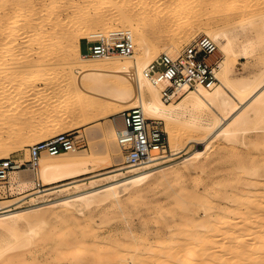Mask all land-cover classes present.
<instances>
[{"label": "rangeland", "instance_id": "1", "mask_svg": "<svg viewBox=\"0 0 264 264\" xmlns=\"http://www.w3.org/2000/svg\"><path fill=\"white\" fill-rule=\"evenodd\" d=\"M215 1L209 0L208 2L209 4H214L213 8L216 9V12L214 11L213 16H217L210 26L217 29L224 27L220 20L221 16H218L220 11L219 13L217 11L224 9L223 7L235 8L241 0H231V2L230 0H225L223 5L220 1L217 3ZM112 2L118 5L119 8H114L113 4H111ZM98 4V6L102 5ZM110 4L111 7L109 6ZM139 4V0L110 1L103 8L104 12L102 11L103 9H100L103 13L99 10L101 14L105 15V12L108 14V16L107 14L105 15L106 18L104 20H92L83 25L86 26V29H88V26L90 27L87 30L89 32L85 31V34L87 32V35H89L86 36L80 33V36H78L79 44L82 39H94L96 36L105 34V32L107 33L115 28L127 30L132 36V28L125 23H121L122 20H125L124 16L127 14L133 22L143 25L147 36L146 44H153L158 49L157 53L153 55L154 59L159 53L170 48L169 43H171V38L168 34L167 25L149 24L148 15L144 16L145 12L140 9L141 6ZM171 4L179 7L182 6L183 0H171ZM209 4L202 10L205 14L202 16V19L198 21L194 20V24L185 30L186 35L178 40L176 49H180L196 36L201 35L197 34L199 30L210 27L204 20ZM156 8L157 5H152V12ZM85 10L91 13L92 11L94 12L92 8L87 7L81 0H0V94L2 95L0 101V135L3 139L6 137L8 139V136L13 138L9 140L8 143L10 144L6 143V147L0 148V153L6 152L8 157L19 159L24 163L20 167L24 168L25 171L23 173H29L28 175L31 176L33 172L26 168L27 161L29 160L28 146L59 132L74 130L80 137L81 147L77 151L67 152V154L81 155L82 153L83 155V152L84 154L94 152L95 157L99 161L96 166H93L94 168L91 167V171L88 173L51 184H46L40 180L39 171H37L38 176L36 177L42 183V186L34 189H25L22 183H13L8 178L9 193L0 195V204H7L12 210L46 206L47 204L55 203V201H60L67 196L102 187L111 182L112 178L110 179V176L113 174L116 175L114 179H122L124 176L131 174V172L141 169V167H127L116 170L115 168L118 166L124 165L121 162L123 159L122 151L118 147L112 150L106 137V130L110 125L116 124L118 128L121 127V112L128 109L127 103H118L116 105V112L101 118L99 114L102 112L106 101L92 100L79 88L73 87L75 82L81 83L82 80L78 78V74L71 68L72 58L75 60H80V58L84 60L96 59V57L82 56V53L87 50V43L85 41L82 44V51L79 48L77 56L67 53L68 44L73 40L72 37H74V35L70 34V30L76 28L78 24L83 23L79 18ZM99 11L97 12L99 13ZM259 15L254 16L255 18L253 17L252 19H249L250 16H237L226 26L231 29L229 31L230 35H234L239 30L241 31V36L237 35V38L241 41L238 42L236 40L233 47L234 54L230 59L233 69L229 77L242 84L247 83V81L250 82L253 79L254 82L252 81V83L254 85L257 84L258 79H261L258 86L264 84V13ZM161 26H164V29ZM161 30L164 33L167 32L166 34L169 37L164 35ZM165 30L167 31L165 32ZM246 31L247 34H252L251 37L250 35L244 36ZM256 34L258 35L256 36ZM249 38L251 40H248ZM132 40L134 43L133 52L139 53L140 47L133 36ZM247 41L250 42L248 43ZM243 45H248L250 48L245 52L242 50ZM216 55L220 62L224 59V53L219 47ZM116 56L119 55L108 57L114 58ZM260 81H263V83L261 82L262 84H260ZM85 84L87 85L88 83ZM253 84L249 87L251 90H253ZM252 93L253 91L248 96ZM234 100L240 104L237 97ZM170 102L175 103L177 100ZM94 106H98L96 111L92 112L88 116V119L86 118L87 120L84 121V111L88 107ZM145 116L154 119L147 115ZM156 120L160 122L161 128L167 138L166 152L164 153V157L154 160V162H158L154 168L160 171L155 172L152 176L153 178L147 179L141 189L137 190L136 188L138 187H132L121 191L119 193V204L96 199L81 210L74 204L70 205L66 210L61 209L59 205H54L51 208L52 211L50 210L45 213L44 220L34 217L38 213H44L47 210L45 209L46 207L33 209L30 213L34 216L29 217L32 221L31 224L22 221L17 231L19 236L24 234L25 237H31L28 245H24V248L21 246L18 249L17 247L13 248V250L8 249L9 251H5L3 253L4 256H1L2 261L0 259V262L7 264H15L16 262V264H95L96 262L98 264V257L104 256L100 251L103 250L104 246L107 249L109 247L108 244L110 246L121 245V242L122 244H128L134 242V238L135 240H140L141 238L144 242L147 239L148 243L151 241L158 244L160 240L164 243L167 229L187 228L194 224V222L191 223L192 220L189 219L190 221H188L186 218L189 212L193 213L194 218L198 222H202V219L205 217L204 214L207 212L214 217L217 215L218 217H216L219 218L228 209L235 212L234 210L236 209L232 207L231 209L228 206L234 205L233 199L235 197L243 198V195H247L248 192L249 195L252 193L250 195L251 198L256 197V202H260H257L258 204L255 202L257 206L264 205V183H262L264 182V172L262 171L264 170V113L262 114V120H256L257 127L248 129L249 132L247 130V132H239L230 140L224 139L222 135L214 137L209 144L210 148L206 156L207 159L202 162L195 160L193 163L182 162L181 158L187 154L188 156L189 154L192 155L203 147V143L189 142L191 140L189 136L195 135V132L185 122H174L173 126L177 132L176 145L179 152L175 155H170L169 136L166 132L167 126L163 120ZM96 121H99V124L93 126ZM255 140L257 141L256 143H254ZM115 142L116 140H113L114 146H116ZM195 148L198 149L195 150ZM42 157L46 160L53 158L52 155L47 154H43ZM113 159L116 161L112 162ZM146 163H142L140 166ZM201 165H205V167L202 168ZM197 174H200L202 181L192 183L191 178ZM33 178L35 179L34 174ZM250 181L252 185L248 184ZM232 182H235L236 185ZM257 183L261 185L257 186ZM49 186H52V189L54 188L53 192L42 194L47 190L44 188ZM210 187L213 188L210 190ZM241 190L244 191L242 192ZM32 191L34 193L24 196V194ZM189 192L190 194L188 195L191 200L187 195ZM255 192H259V196ZM195 195H199L200 197L196 198ZM221 198L222 201L219 200ZM236 211L238 212V209ZM181 214L183 215L181 216ZM55 215L57 216L55 217ZM181 217L183 220L180 219ZM74 224L75 226H73ZM211 224H207L206 227L210 228ZM67 225L70 226L71 233L74 231L73 237L69 235L70 230ZM78 229L84 230L82 234ZM154 229H156V232ZM28 231L29 233H27ZM47 232L48 234L46 235H50V237L45 235ZM86 232L90 235H86L85 237ZM57 233L65 237V234H67L68 237H62V235L60 237ZM82 235H84V239ZM154 235L159 236L156 237ZM46 237L48 240H46ZM155 237L159 238V240ZM70 238L74 240L70 241ZM12 239V236L0 232V244L3 241H10ZM62 239H65V242L69 241L71 243H69L71 245H69L70 248L74 246L71 248L73 254H71L70 248L67 247L68 245H63L65 242L60 243ZM80 241H82L84 247L81 246ZM43 242L45 243L43 244ZM78 242H80V247L78 246ZM55 243H57L55 247L56 251L52 250ZM85 245L87 247L90 245L91 248L97 249V251L94 252V250L90 247L87 248ZM29 246H31V252ZM75 248H77L81 257L78 256V253V255L74 253ZM66 249L70 253L66 252L67 257L65 256ZM90 250L95 253L91 256L95 257H93V260L90 258L88 261V255L90 257V254H86L88 253L87 251L90 253ZM61 252L64 254L62 255ZM97 252L98 254H96ZM99 254L100 256H97ZM13 255L17 256V258L15 257L16 260H13ZM6 256L8 257L6 258ZM71 256H74V259ZM77 256L78 258L76 259L75 257ZM20 257L23 260H19ZM86 257L85 263L82 260Z\"/></svg>", "mask_w": 264, "mask_h": 264}, {"label": "bare ground", "instance_id": "2", "mask_svg": "<svg viewBox=\"0 0 264 264\" xmlns=\"http://www.w3.org/2000/svg\"><path fill=\"white\" fill-rule=\"evenodd\" d=\"M81 1H83L84 4L87 5V7H90V9L92 8L94 12L92 11L91 13L90 11L85 10V12L82 15H80L79 18L83 23L80 25L78 24L76 28H72L70 30V34L74 35V37H72L73 40H71L70 43L68 44L67 53L68 54L71 53L72 56H77L79 53L78 36H80V33L84 35L85 31L90 29L89 26L88 29H86L85 28L86 26L83 25L85 23L86 24L89 23L92 20L95 21L104 20L106 18L105 15L107 13L105 12L104 15L101 14V12L102 11L104 12L105 10L103 8L106 7L108 3L113 0H81ZM208 1L209 0H193V1L183 0L182 6L178 7L171 4V0H139L140 3L139 5L141 6L140 9L144 10L145 12L144 16L148 15L149 24H154V25L159 24L165 26L167 25L168 34L171 38V39L169 38L171 43H169L170 48L162 52L174 53L175 51H177L176 45L178 40L182 36L186 35L185 30L190 28L194 24L193 22L194 20L198 21L202 19V16L205 15L202 12V10L204 9V7H206L209 4ZM219 1L223 5L225 0H216L215 2L217 3ZM98 3L102 5L98 6L99 5ZM240 3L235 8L230 9L227 7H223L224 9L217 11L218 13L219 11L221 13V14L219 13L218 16L219 17L221 16L220 20L222 21V24L224 26L222 28L220 27L217 29L210 26L217 17V16L216 17L213 16L214 11L216 9L213 8L214 4L210 3L206 13L207 15L204 17L206 24H208L210 27L201 29L197 33L198 35L203 33L213 38L214 41L217 43L219 49L224 53V59L221 62H219V67L216 71V76L218 80L212 88L198 87L197 89L188 90L184 92L181 96H179V98L176 99L177 102L175 103L163 101L161 99L159 92L160 87L150 83V81L144 76V69L146 68L148 63L153 60V55L157 53L158 49L155 48L153 44L152 45L146 44L147 36L143 25L133 22V20H131L127 14L124 16L125 20H122L121 23H125L132 28L131 29L132 36L139 45L140 52L138 53L135 51L129 55L121 56V57H119L120 56L119 55L114 58L108 56L96 57V59L91 58L89 60H84L82 58H80V60H75L74 58H72L73 60L71 61V68L78 74V78L82 80L81 83H78V81L77 83L75 82L73 87L79 88L83 93L87 95L88 98L92 100L96 99V100L106 101L102 112L99 114L101 118L116 112L117 110L116 105H118V103L120 102H124L127 103L128 109L131 107H139L143 111L144 115H147L154 119L163 120L167 126L166 132L168 133L169 136L168 138L170 142V150H169L170 155H175L179 152V149L176 145L177 132L174 129L173 123L185 122L188 125V127L195 132V135L189 136L191 139L189 140V142L203 143V147L199 151L198 150L195 151L192 155L189 154L188 156L187 154L183 156L181 158V161L182 162L186 161L189 163H193L195 162V160H199L200 162L205 161L207 159L206 156L210 148L209 144L214 137H216L217 135H222L224 139L230 140L233 138V136L235 137V135L239 132L243 133L246 130L248 131V129L256 128L257 121L260 119L262 120V114L264 113V84H262L263 81H260V84L262 85L258 86L259 80L261 79H258V82H256L257 84L254 85L252 83L254 79L250 82L247 81V83L245 82L242 84L229 77V74L232 72L233 69V65L230 62L231 56L234 54L233 47L236 40L238 42L241 41L237 38V35L241 36V31L239 30L234 35H230L229 31L231 29L227 28L226 26H228L230 22L233 21V19H235L237 16L245 15V17L250 16L249 19L250 18L252 19L254 16L255 17L256 15L260 16L259 14L264 13V0H241ZM111 4H113L114 8L117 9L119 8L118 5H115L114 2H112ZM111 4L109 5L110 7ZM152 5H157V8L155 9L154 12H152ZM100 9L103 10L101 11ZM97 11H99L100 14ZM161 27L163 28L164 26ZM166 31L167 30H165V32ZM247 31L244 34V36L250 35L251 37L252 34L250 33L247 34ZM87 32L85 34L86 36L89 35V34L87 35ZM162 33L168 36L166 34L167 32L164 33L162 31ZM256 33L258 32L256 31ZM257 35L258 34H256V36ZM248 40L251 39L249 38ZM249 48L250 47L248 45L242 46V50L245 52ZM85 83H88L89 85L88 84L86 85ZM251 84H253L252 87L253 90L249 88ZM248 89L251 90V91L249 90L250 92L253 91V93L250 96H248V94H250ZM233 96H235L234 98L236 97L238 98V102L240 104L235 102ZM1 99H2V95L0 94V101ZM97 107L98 106L88 107L84 111L85 115L83 116L84 117L83 120L84 121L87 120L88 116L92 112H95ZM98 124L99 121H96L93 124V126H96ZM121 127H122V120H121ZM118 129L119 128L117 127L116 124H112L106 130V137L112 150L115 149V147H118V149H120L117 142H115L116 146H114L115 144H113V140H116L115 136L118 133ZM8 137H9L8 139L7 137L3 139L2 136L0 135V148L6 147L5 146L6 143L10 144L8 142L13 138H11L10 136ZM257 141L255 140L254 143H256ZM196 149L198 148H195V150ZM68 152H75V151H68ZM71 155L72 154H67V152H62L59 154L52 155L53 158L51 160H46L41 156L37 168L31 167L27 163L26 168L33 172L32 174L30 172L32 177L28 175L29 173L28 174L23 173V171H25L24 168L16 167L9 169L6 173L5 180L0 184V195H3L4 193H9V186L7 185L8 178L13 183L14 182L22 183L25 189L27 188L34 189L37 187V183L39 182V180L36 177L38 176L37 171H39L40 180H42L46 184H51L88 173L91 171V167L96 166L99 163L97 157H95L94 152L93 153L87 152L85 154L83 152V155L82 153L81 155L80 154L77 155L74 154L72 156ZM7 157L8 154H6V152L0 153V159ZM154 160L155 159L153 158L149 159L148 161H146L147 162L146 164L140 166L141 169L131 172V174L124 176V178L122 179H114L116 175L113 174L110 176V179L112 178L111 182H109L108 184L102 187L94 188L91 190L77 193L75 195L67 196L61 200L59 199L60 201H55V203H51V204L46 203L47 204L46 206L43 205L42 207H34V208L31 207L26 209L12 210L9 205L0 204V232L6 233L9 236L13 237L12 240L3 241V243L0 244V259L2 258L1 256L3 255V253L8 249L13 250V248L15 249L16 247L18 249L21 248V246L24 248L25 247L24 245L26 244L28 245L29 241L31 240V237L29 236L30 237L29 239V237L28 236L25 237L24 234H23L24 236L23 235L19 236V234H17V231L22 221H26L28 224H31L32 221L29 217L34 216L30 213L31 211H33V209L35 208L41 209L43 207L44 208L46 207L45 209L47 210H45L44 213L43 212L38 213L34 217V218H39L40 220H44L45 213L50 211L54 205H59L61 209L66 210L70 205L74 204L78 209L81 210L82 208L88 206L91 202L95 201L96 199L99 201L107 200L110 201L111 203L119 204L120 201L119 193L121 191L123 190L125 191L126 189L132 187H138L136 188L137 190L141 189L143 187V184L146 183L147 179L152 177L155 172L160 171L159 169L154 168V166L158 164V162H154ZM114 161L116 160L113 159L112 162ZM127 167L128 166L126 165H121L115 169L121 170ZM201 167L203 168L205 167V165H201ZM262 171L264 172V170ZM33 174L35 179L33 178ZM191 179H192V183H199L202 181L200 174L193 176ZM235 182L232 183L235 184ZM248 184L252 185L251 181ZM258 185L261 184L257 183V186ZM212 188L213 187H210V190ZM44 189L47 190L42 194L51 193L53 192L54 188L52 189V186H49ZM31 193H34V191L24 194V196L30 195ZM256 193L257 192H255V194ZM188 194H190V192L187 193V195ZM250 195L248 192L247 195L245 196L243 195V198L235 197L233 199L234 200L233 202H235L234 205L228 207L230 208L232 207L233 209L236 210L238 209V212L236 210H234L235 212H233L232 210L228 209L219 218H217L218 217L217 215H215L214 217L211 214H208L207 212L204 214L205 217L202 219V222H198L197 219L194 218L193 213L189 212L186 218L188 219V221L192 220L191 223L194 222V224L193 225L191 224L192 226H188L187 228L181 227L176 230H171L170 228L167 229L165 227L167 229L165 234V239L167 240V242L164 238H163L164 243L160 240L159 242L162 243L158 242V244L157 242L152 243L151 241L150 243H148L149 241H147V239L145 240L147 242L146 243L144 242V240L142 241L141 238L140 240H135L134 238V242L128 244H122V242L121 245L110 246V244H108L109 247H107V249L104 246L103 250L101 251L99 250L104 254L105 257L102 254H101L102 256H100V254L97 255L100 256L98 257L99 259H97V262L98 264H264V205L257 206L255 204L256 197L251 198ZM195 196L196 198H198L199 195L198 196L195 195ZM31 197H35V196H31ZM259 198L261 199V197ZM189 199L191 200L190 197ZM201 200H203V198H201ZM219 200L222 201V198ZM223 200L225 199L223 198ZM257 202L260 203L259 201ZM222 210L225 211L224 209ZM182 215L183 214H181V216ZM56 216L57 215H55V217ZM170 218L172 219V216ZM180 219L183 220L182 217ZM88 224L90 223L88 222ZM207 224H211V227L207 228L206 227ZM73 226H75V224ZM67 227L70 230V226L67 225ZM79 230L80 229H78V231ZM154 230L156 232V229ZM29 231L31 232V230ZM29 231L27 233H29ZM71 231L72 230L68 232L70 233L69 235L73 237L72 234L74 233V231L72 233ZM83 231L84 230L82 231L80 230L81 234ZM62 232L64 231L62 230ZM59 233H57V235L61 237L62 234L60 235ZM46 234H48V232L45 233V235ZM65 235L66 237H68L67 234ZM86 235H90V234L86 232L85 237ZM63 236L64 235H62V237ZM83 236L84 235H82V238ZM140 236L142 237V235ZM47 237H50V235H48ZM55 238L57 239V237ZM71 238L70 241H73L74 239L76 240L75 236L73 240H71ZM79 238L81 239V237ZM156 239L159 240V238ZM46 240H48V238ZM62 241L60 243H64L66 240L62 239ZM80 242H81V246L84 247V245H82L83 244L82 241ZM80 242H78L79 247H80ZM92 242H91V247H92ZM44 243L45 242H43V244ZM69 243L70 242L67 241L63 245L65 246L68 245L67 247L70 248L69 245L71 243L70 244ZM56 244L57 243H55L54 249L52 250L56 251L55 249ZM30 247L31 246H29V250ZM88 247H90V245H88ZM71 248H70V252H71ZM75 249H76L75 251L73 250L74 253L79 254L77 248ZM91 249L94 250L93 248ZM92 250H90V253L89 251H87L88 252L87 254L85 253L86 255L90 254V257L88 255V261L90 260V258H92L91 260H93L94 259L93 257H95L91 255H94L95 254L94 252L97 251V249H95L94 252ZM66 252H68L67 249L65 251V256H66ZM61 254L63 255L64 253L61 252ZM71 254L73 253L71 252ZM96 254H98V252ZM78 256L81 257L80 254ZM78 256L75 258L77 259ZM7 257L8 256H6V258ZM15 257L17 258V256H14V259L13 258L12 259L16 260ZM22 257H20L19 260H23L21 259ZM73 257L71 256V258ZM85 260H87V257L83 258L82 261L86 263ZM55 261L57 262V260ZM0 263L7 264L3 262Z\"/></svg>", "mask_w": 264, "mask_h": 264}, {"label": "built area", "instance_id": "3", "mask_svg": "<svg viewBox=\"0 0 264 264\" xmlns=\"http://www.w3.org/2000/svg\"><path fill=\"white\" fill-rule=\"evenodd\" d=\"M87 50L84 57L126 56L133 52L131 34L115 28L94 39H86ZM217 43L206 34H201L177 49L174 53H159L144 69V76L155 86L160 87L161 99L174 101L184 92L198 87L212 88L217 82L219 67ZM122 127L116 134V142L122 151V164L140 167L149 159L164 157L167 138L156 119L147 118L139 107H131L121 112ZM81 147L80 137L74 130H66L41 139L28 146L27 163L37 168L43 154L55 155L76 151ZM169 149V148H168ZM24 165L17 158L0 159V184L5 180L9 169ZM42 186L37 183V188Z\"/></svg>", "mask_w": 264, "mask_h": 264}, {"label": "crops", "instance_id": "4", "mask_svg": "<svg viewBox=\"0 0 264 264\" xmlns=\"http://www.w3.org/2000/svg\"><path fill=\"white\" fill-rule=\"evenodd\" d=\"M84 41L86 42V38L80 40L79 48H80L81 51H82V44L84 43Z\"/></svg>", "mask_w": 264, "mask_h": 264}]
</instances>
